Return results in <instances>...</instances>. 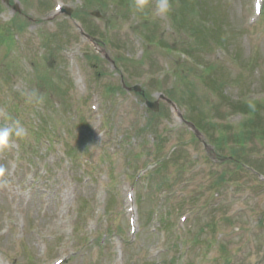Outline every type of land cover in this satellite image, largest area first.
Returning <instances> with one entry per match:
<instances>
[{
    "label": "rangeland",
    "instance_id": "obj_1",
    "mask_svg": "<svg viewBox=\"0 0 264 264\" xmlns=\"http://www.w3.org/2000/svg\"><path fill=\"white\" fill-rule=\"evenodd\" d=\"M262 1L0 0V264H264Z\"/></svg>",
    "mask_w": 264,
    "mask_h": 264
},
{
    "label": "clouds",
    "instance_id": "obj_2",
    "mask_svg": "<svg viewBox=\"0 0 264 264\" xmlns=\"http://www.w3.org/2000/svg\"><path fill=\"white\" fill-rule=\"evenodd\" d=\"M148 4L149 0H134L133 7L137 11H143ZM155 11L157 14H167L170 11L169 0H156ZM31 100L41 103L43 97L33 92ZM26 135V129L18 119H13L11 123L0 125V153L10 149L14 140ZM0 183H7V168L3 165H0Z\"/></svg>",
    "mask_w": 264,
    "mask_h": 264
},
{
    "label": "trees",
    "instance_id": "obj_3",
    "mask_svg": "<svg viewBox=\"0 0 264 264\" xmlns=\"http://www.w3.org/2000/svg\"><path fill=\"white\" fill-rule=\"evenodd\" d=\"M260 103L258 102H254V103H243V104H239V108L240 110L242 109L244 113H251L253 114L255 112V110H257V108L260 106ZM251 120H249L248 122H250ZM247 123V122H246Z\"/></svg>",
    "mask_w": 264,
    "mask_h": 264
},
{
    "label": "water",
    "instance_id": "obj_4",
    "mask_svg": "<svg viewBox=\"0 0 264 264\" xmlns=\"http://www.w3.org/2000/svg\"><path fill=\"white\" fill-rule=\"evenodd\" d=\"M70 14V13H68ZM96 16L99 17V14H96ZM136 91H139V88H135ZM148 106L152 109V110H157V104H153V103H148Z\"/></svg>",
    "mask_w": 264,
    "mask_h": 264
}]
</instances>
